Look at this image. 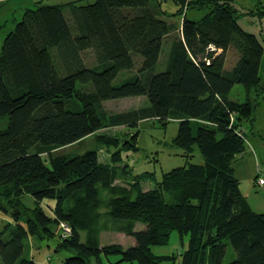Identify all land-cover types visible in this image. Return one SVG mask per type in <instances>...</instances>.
I'll use <instances>...</instances> for the list:
<instances>
[{
  "label": "trees",
  "instance_id": "trees-1",
  "mask_svg": "<svg viewBox=\"0 0 264 264\" xmlns=\"http://www.w3.org/2000/svg\"><path fill=\"white\" fill-rule=\"evenodd\" d=\"M162 1L71 2L69 15L64 4H38L6 35L0 51V116L8 117L0 129V214L12 222L0 229V264H36L25 253L31 236H57V250L75 252L65 264L110 255L120 257L118 264H264V212L249 204L233 164L246 148L243 126L255 107L249 98H230L236 83L247 93L264 92V47L239 23L234 0H173L179 24L165 17ZM205 9L198 19L189 15ZM176 31L158 71L164 40ZM230 47L237 57L227 69ZM86 51L94 56L91 64ZM135 67L115 83L121 71ZM136 95L148 104L113 112L103 103ZM148 118L179 121L173 142L187 158L148 190L140 182L150 172L134 176L128 188L114 185L128 169L103 163L97 148L63 152L101 129L135 128ZM196 146L203 163L190 161ZM103 189L115 194L104 199ZM46 199L53 200L52 214ZM102 216L134 244L100 245ZM62 223L71 231L65 233ZM173 231L188 237L187 248L154 253L152 246L168 243ZM229 246L235 256L225 262Z\"/></svg>",
  "mask_w": 264,
  "mask_h": 264
},
{
  "label": "rangeland",
  "instance_id": "rangeland-1",
  "mask_svg": "<svg viewBox=\"0 0 264 264\" xmlns=\"http://www.w3.org/2000/svg\"><path fill=\"white\" fill-rule=\"evenodd\" d=\"M94 0H0V51L6 35L11 32L18 21L23 17L24 11L28 8H35L38 4H64V11L69 15L71 2L76 4H86ZM162 7L168 12L165 17L169 20L180 23L181 19L178 15H173L178 9V5L173 0H163ZM233 7L236 9V16L241 26L257 35L264 47V0H234ZM207 10L190 12L193 18L202 17ZM173 32L166 36L161 52L160 59L156 70L160 71L165 68L168 50L174 35ZM137 57L141 58L139 55ZM237 57V52L230 47L226 52L225 68L229 69ZM85 59L88 64L94 61L92 52H85ZM138 66V64H137ZM133 70L121 71L115 80V83L135 72ZM260 76L264 84V53L261 64ZM261 90V88L259 89ZM258 93L261 94L258 96ZM230 98L235 101L245 102L248 98L255 107V113L252 115V121L244 122V130L247 135V144L245 150L237 156L233 162L235 166V175L240 180V186L245 194L251 207L257 212H264V188L255 181V175L264 176V92H257L255 89L247 93L242 84L236 83L230 93ZM108 111H123L135 109L148 104V98L145 95L127 96L117 99H110L103 102ZM8 117L0 116V129L6 127ZM193 127L196 125L193 122ZM179 129V121L177 119H169L166 124L157 118L142 119L135 128L127 125L110 126L99 130L96 134L86 137L84 141L69 145L63 152L72 151L74 153H82L87 149L97 148L100 160L110 166H125L127 172L114 182V185H120L128 188L132 186L136 180V175L143 172L148 173V177H143L140 186L143 190H148L155 185V182L162 178L163 172H167L175 167L185 165L187 158L184 150L173 142ZM138 132L136 139V148L131 147L133 142V133ZM97 137L101 138V143L97 141ZM121 159L115 163L113 156ZM191 162L203 163L204 157L198 147H195ZM258 178V177H257ZM257 182V183H256ZM103 189L102 196L104 199L115 194V190ZM27 203L33 205L30 197L26 196ZM53 200L46 199L43 201L46 211L52 214L53 211L48 207ZM33 207V206H32ZM106 205L101 210H106ZM110 221V220H109ZM106 217L102 216L99 229L96 235L99 244L120 243L124 247L134 244V239L128 236L122 230L114 229ZM12 222L10 216L3 213L0 214V229L5 224ZM12 224V223H11ZM141 226L137 224L136 227ZM10 236L8 230L4 234V239ZM87 236L86 232L82 233V239ZM188 237L182 239L177 231L171 233L168 243L161 245H153L152 250L156 254L181 253L187 248ZM58 237L44 238L31 236L25 240V253L32 256L36 264H65L64 259L73 255L75 252L69 249L57 250ZM50 255V256H48ZM235 256L233 249L229 246L225 262L231 260ZM118 255L102 256L101 262L90 261L89 264H118ZM120 264V263H119ZM122 264V263H121ZM125 264V263H123ZM138 264V263H135Z\"/></svg>",
  "mask_w": 264,
  "mask_h": 264
},
{
  "label": "built area",
  "instance_id": "built-area-1",
  "mask_svg": "<svg viewBox=\"0 0 264 264\" xmlns=\"http://www.w3.org/2000/svg\"><path fill=\"white\" fill-rule=\"evenodd\" d=\"M258 183H260L264 188V176L258 177ZM62 226H63L65 233H68L71 231V227L67 223H62Z\"/></svg>",
  "mask_w": 264,
  "mask_h": 264
},
{
  "label": "crops",
  "instance_id": "crops-1",
  "mask_svg": "<svg viewBox=\"0 0 264 264\" xmlns=\"http://www.w3.org/2000/svg\"><path fill=\"white\" fill-rule=\"evenodd\" d=\"M257 176L259 177V175H258V174H256V175H255V179H256V177H257ZM257 179H258V178H257ZM257 179H256L255 181H257ZM256 183H257V182H256Z\"/></svg>",
  "mask_w": 264,
  "mask_h": 264
}]
</instances>
